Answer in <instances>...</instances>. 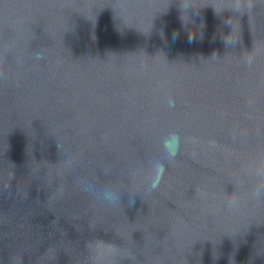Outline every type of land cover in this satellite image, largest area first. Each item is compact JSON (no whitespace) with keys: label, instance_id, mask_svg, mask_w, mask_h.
I'll list each match as a JSON object with an SVG mask.
<instances>
[{"label":"water","instance_id":"1","mask_svg":"<svg viewBox=\"0 0 264 264\" xmlns=\"http://www.w3.org/2000/svg\"><path fill=\"white\" fill-rule=\"evenodd\" d=\"M0 264H264V0H0Z\"/></svg>","mask_w":264,"mask_h":264},{"label":"clouds","instance_id":"2","mask_svg":"<svg viewBox=\"0 0 264 264\" xmlns=\"http://www.w3.org/2000/svg\"><path fill=\"white\" fill-rule=\"evenodd\" d=\"M179 143H180V138L175 133L169 134V136L164 139L163 148L168 159L175 158V156L178 153ZM154 168H155V178L150 185L151 188H156L158 186L159 180L163 176L165 170L164 164L159 161L155 163ZM134 203L135 200H132L131 204Z\"/></svg>","mask_w":264,"mask_h":264}]
</instances>
